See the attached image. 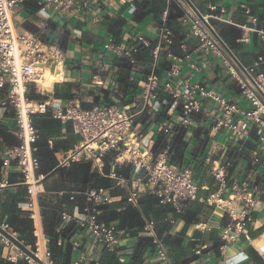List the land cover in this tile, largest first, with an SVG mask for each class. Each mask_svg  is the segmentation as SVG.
<instances>
[{
	"label": "crops",
	"instance_id": "obj_1",
	"mask_svg": "<svg viewBox=\"0 0 264 264\" xmlns=\"http://www.w3.org/2000/svg\"><path fill=\"white\" fill-rule=\"evenodd\" d=\"M191 1L205 14L211 13L207 3L216 6L212 13L220 14V10H223L221 14L225 21L215 18L210 21L221 37V30L227 26L240 31L238 36L228 33L231 44L222 38L244 66H250L258 55L264 57V41L255 32L243 27L264 26V0ZM242 4L248 7V13ZM165 10L167 24L173 31V42L169 49L179 55L192 52L197 47V39L185 36L179 16L167 0H79L73 13H58L51 9L42 11L36 0L23 2L14 11L17 30L34 33L42 41L56 44L65 56L62 71L56 76L49 72L55 79L48 80L47 74L46 79L29 84L30 99L34 102L53 98L77 100L83 108L103 103L138 107L145 76L153 69L152 48L156 43L157 26ZM93 17L97 20L94 21ZM136 33L147 38L149 45L134 43L130 38ZM108 38L127 42L128 45L136 44L134 62L125 56L106 52L103 44ZM197 55L183 63L180 77L188 83L197 82L214 88L232 102L247 108V100L221 58L212 56L209 65L194 71L190 63L200 62ZM126 63L128 65H124ZM167 67L168 60L162 52L155 63V72L164 77ZM257 70L264 73V65ZM205 102L209 108L212 107L211 101ZM166 109L159 107L153 112L146 108L136 117L141 144L152 153L161 149L166 142V136L157 130V122H168L178 115V109L171 114ZM32 119L39 132L36 142L39 159L37 172L42 176L39 206L53 264V257L61 263L67 260L69 264H74L81 254L86 255V259L78 264H105L108 253L115 256L118 264H160L153 254L150 240L142 235L141 227L120 226L117 217L105 220L126 232L117 251L109 252L93 242L85 228L61 217L62 212L81 216L82 208L86 205L84 192L90 187H103L111 196L109 203L99 206V214L103 213V207L121 212L132 206L140 212L142 220H152L174 264H256L249 254V247L257 252L264 264V145L257 141L253 129L246 138H237L226 128L212 131L209 116L193 113L189 126L183 127L177 122L172 124V134L167 142L169 160L175 152L176 129L184 128L185 132L176 148L183 155L181 160L171 164L192 171L200 196L215 189L210 161L224 164L228 176L250 178L257 186L260 202L253 210L252 221L245 230L249 240L240 237L226 248V254L222 256L218 246L220 229L227 219L223 210L196 199L177 212L170 205L158 203L156 196L147 191H141L137 204L133 205L127 200L128 189L116 185L110 175L114 172L129 177L134 171L130 163L116 164L113 152L104 157L100 168L89 160L71 158L79 147L80 135L73 131L70 121L53 117L49 110L34 114ZM17 143L14 112L9 107L0 106V151ZM254 156L260 162L251 165ZM20 179L21 173L14 162L6 167L0 162V182H6L0 186V225H6V230L29 245L32 243V226L25 204L26 190L20 184ZM18 232L24 239L19 238ZM197 248H201L199 254L195 253ZM20 251L15 245L9 247L0 240V264L6 261L17 264L19 260H25Z\"/></svg>",
	"mask_w": 264,
	"mask_h": 264
},
{
	"label": "built area",
	"instance_id": "obj_2",
	"mask_svg": "<svg viewBox=\"0 0 264 264\" xmlns=\"http://www.w3.org/2000/svg\"><path fill=\"white\" fill-rule=\"evenodd\" d=\"M25 1L27 0H0V106L13 110L14 134L18 138L17 144L1 149L0 162L3 167L9 166L11 162L16 164L21 173L20 184L26 190L25 204L31 219L33 237L32 243L27 246L38 258L35 260L20 251L26 262L53 264L39 206V184L42 179L37 172L39 159L36 155V142L39 132L32 120L34 114L48 110L53 117L70 121L73 131L80 135L79 147L71 158L89 160L92 165L100 168L104 157L113 152L116 164L122 162L131 164L134 171L129 177L114 172L110 174L115 179L116 185L128 189L127 200L131 204H137L141 191L152 193L158 203L170 205L177 212L182 211L188 202L200 199L208 205L223 210L226 214L227 219L220 229L218 246L222 256H225L226 248L233 245L240 237L249 240L245 231L246 226L252 221L253 210L260 202L258 189L253 180L228 176L224 164L210 161V172L215 181V189L200 196L192 171L169 162L167 142L172 134L173 123L177 122L187 127L193 113H203L211 118L212 131L226 128L237 138H246L253 129L257 141L264 145V73L257 70L260 65H264V57L258 55L250 66H245L251 78L249 79L236 67L210 28L184 0H167L174 2L181 9L179 21L184 27V34L186 37H195L197 47L183 55L169 49L173 42V31L167 24L165 10L163 19L157 26L156 43L152 48L153 69L145 76L140 91L141 104L138 107L126 108L114 103H103L83 108L77 100L64 101L55 98L34 102L29 97V84L44 78L46 72L55 76L60 73L65 56L56 44L44 42L34 33L17 30L14 11ZM36 3L42 11L51 9L58 13H73L79 5V0H36ZM242 7L247 13L249 12L245 4H242ZM207 8L211 13L205 14L198 10L209 26L215 29L210 19L225 21L221 14L223 10H220V14L212 13L216 10V6L212 3H207ZM93 20L96 21L97 18L93 17ZM243 27L255 32L264 41V26ZM130 39L134 43L149 45L148 39L138 33ZM103 47L106 52L114 56H125L130 62H134L136 44L128 45L127 42L108 38ZM162 52L168 60L164 77L157 75L154 69ZM195 54H198L200 62L190 63L194 71L209 65L212 56L220 57L249 106L244 108L214 88L197 82L188 83L181 78L183 63L192 60ZM205 101H211L212 107L209 108ZM159 107H166L168 114L178 109V115L168 122H157V130L166 136V142L161 149L152 153L149 148L141 144L136 117L146 108L155 112ZM259 162V158L254 156L250 164L256 165ZM4 184L6 182H0V186ZM84 193L86 205L82 208L81 216L62 212L61 217L85 228L92 241L100 244L107 251L116 252L126 235L125 230L98 217L99 206L109 203L111 196L103 187H90ZM3 228L6 229V225H3ZM141 233L150 240L153 254L160 264H174L169 257L168 247L156 233L152 220L143 221ZM0 240L9 247L14 246L1 234ZM40 251L45 262L38 255ZM200 251L201 248H197L195 253L199 254ZM84 259L86 255L81 254L74 264Z\"/></svg>",
	"mask_w": 264,
	"mask_h": 264
},
{
	"label": "trees",
	"instance_id": "obj_3",
	"mask_svg": "<svg viewBox=\"0 0 264 264\" xmlns=\"http://www.w3.org/2000/svg\"><path fill=\"white\" fill-rule=\"evenodd\" d=\"M170 3H171V7L175 11L176 15L180 16L182 14V11L178 7V5L175 4L174 2H170ZM258 26H259V24H258ZM220 33H221L222 37L229 44H231V43L229 42L228 33H231L232 36L240 35V31L238 29H236L235 27H231V26H227L224 30H221ZM127 63L129 64L128 61H127ZM127 63L124 65H128ZM167 97L169 98V96H167ZM164 108H166V107H164ZM176 131H177V133L175 134V137H174V141L176 143L175 144L176 145L175 146V152L170 156V159H169L170 163H172V164L176 163L179 159L181 160V156L183 155V152L179 151V149L176 150V148L179 146L180 139L183 136L185 130L182 127H179V128L177 127ZM98 217L102 220H109V219L117 217L120 219V224H119L120 226H125V224H127L128 226H136L138 228L142 226L143 221H144L141 218L140 212L132 206L127 207L124 211H121V212H115L113 210H108L107 207H103V213L99 214ZM125 219H127V222H124ZM18 233H19V238L24 239L21 236L20 232H18ZM32 241H33V237H32ZM52 241L53 240L51 239L50 243H52ZM248 250H249V254L254 257L256 264H263L262 259L257 255V252L255 250H253L251 247H249ZM106 257H107V260H106L105 264H118V260L115 258V256L112 253L111 254L108 253ZM53 260H54L53 261L54 264H69L67 262V260L65 262H62V263L59 262L57 258L53 257ZM3 264H12V263H10L9 261H6ZM17 264H28V263L26 262V260H19L17 262ZM91 264H93V263H91Z\"/></svg>",
	"mask_w": 264,
	"mask_h": 264
},
{
	"label": "water",
	"instance_id": "obj_4",
	"mask_svg": "<svg viewBox=\"0 0 264 264\" xmlns=\"http://www.w3.org/2000/svg\"><path fill=\"white\" fill-rule=\"evenodd\" d=\"M192 9L193 11L206 23V25L210 28L211 32L213 33V35L215 36V38L217 39V41L220 43V45L222 46L223 50L227 53V55L231 58V60L233 61V63L236 65V67L242 71L249 79L250 75L248 74V72L245 69V66L239 61V59L237 58V56L234 54V52L232 51V49L228 46V44L223 40V38L219 35V33L211 28L209 26V24L203 19L200 11L198 10V8L192 3L191 0H184ZM0 234L3 235L6 239H8L9 241H11L18 249H20L25 255L38 260V258L32 253V251L28 248V246L26 244H24L21 240H19L18 238H16L13 234H11L8 230H6L5 228H3L0 225Z\"/></svg>",
	"mask_w": 264,
	"mask_h": 264
},
{
	"label": "bare ground",
	"instance_id": "obj_5",
	"mask_svg": "<svg viewBox=\"0 0 264 264\" xmlns=\"http://www.w3.org/2000/svg\"><path fill=\"white\" fill-rule=\"evenodd\" d=\"M48 78L50 79V78H52V76L48 73ZM48 79V80H49ZM38 255H39V257L41 258V260L43 261V262H45V258L43 257V254H42V252L40 251L39 253H38Z\"/></svg>",
	"mask_w": 264,
	"mask_h": 264
},
{
	"label": "rangeland",
	"instance_id": "obj_6",
	"mask_svg": "<svg viewBox=\"0 0 264 264\" xmlns=\"http://www.w3.org/2000/svg\"><path fill=\"white\" fill-rule=\"evenodd\" d=\"M48 72H46L44 79H46ZM49 79V78H48ZM52 79H55L54 77Z\"/></svg>",
	"mask_w": 264,
	"mask_h": 264
}]
</instances>
